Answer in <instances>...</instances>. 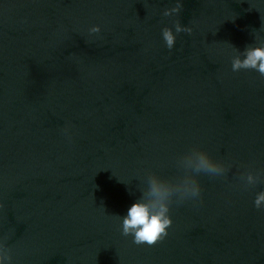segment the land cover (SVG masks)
<instances>
[{
    "label": "water",
    "instance_id": "obj_1",
    "mask_svg": "<svg viewBox=\"0 0 264 264\" xmlns=\"http://www.w3.org/2000/svg\"><path fill=\"white\" fill-rule=\"evenodd\" d=\"M264 9V0H255ZM0 0V237L13 264H264V80L231 71L264 24L248 0ZM190 26L169 51L161 29ZM101 26L100 37L88 29ZM71 127L72 141L63 134ZM192 145L233 163L136 246L120 221L146 170ZM124 181V182H123Z\"/></svg>",
    "mask_w": 264,
    "mask_h": 264
},
{
    "label": "clouds",
    "instance_id": "obj_2",
    "mask_svg": "<svg viewBox=\"0 0 264 264\" xmlns=\"http://www.w3.org/2000/svg\"><path fill=\"white\" fill-rule=\"evenodd\" d=\"M252 9L261 13L264 21V9L248 0ZM183 0H175L173 7L165 8L162 15L166 18L178 16L183 10ZM100 25L89 27V36L100 37ZM193 29L182 25L178 19L172 21V26L161 29L164 46L171 51L181 33L191 35ZM254 41L239 51L228 44L232 50L231 71L234 73L255 72L264 80V24L259 30L253 29ZM66 139L71 143V127L65 126L62 130ZM175 172L165 175L155 170H146L137 179L140 181L138 190L140 197L128 209L125 216H114L120 221V233L123 237H131L136 246L154 247L169 236V229L173 226V207L185 204L193 206L203 204V187L201 177L228 180V174L233 163L223 158L214 157L207 149L192 145L186 151L178 154L174 159ZM239 172V183L236 185L242 191H248L264 184V171L255 172L250 166H243ZM124 182V181H123ZM253 207L264 212V190L256 192L252 201ZM9 237H0V264H13V249L8 245Z\"/></svg>",
    "mask_w": 264,
    "mask_h": 264
}]
</instances>
